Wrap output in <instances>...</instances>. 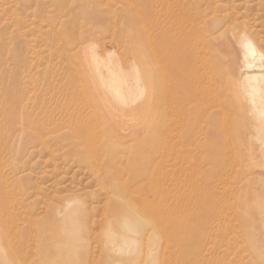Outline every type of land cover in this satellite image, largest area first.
Here are the masks:
<instances>
[{
    "label": "rangeland",
    "instance_id": "374dc122",
    "mask_svg": "<svg viewBox=\"0 0 264 264\" xmlns=\"http://www.w3.org/2000/svg\"><path fill=\"white\" fill-rule=\"evenodd\" d=\"M212 1L215 11L205 16L211 37L225 38L228 28H238L264 54V0ZM167 5L0 0V264H264V146L256 140V134L264 140V131L253 124L250 107H169L174 161L165 168L155 157V107L138 116L112 114L93 96L87 66L94 49L101 63L109 50L127 74L138 70L144 94L137 93L126 110L147 99L154 39L169 32ZM106 43L108 50L101 47ZM257 106L264 111V104ZM129 176L139 181L136 187ZM171 178L179 185L173 187ZM123 207L134 218L144 214L132 255L116 254L106 243L109 229L120 232Z\"/></svg>",
    "mask_w": 264,
    "mask_h": 264
},
{
    "label": "bare ground",
    "instance_id": "6f19581e",
    "mask_svg": "<svg viewBox=\"0 0 264 264\" xmlns=\"http://www.w3.org/2000/svg\"><path fill=\"white\" fill-rule=\"evenodd\" d=\"M167 1H168V5L166 7L165 15L168 17L167 23H169V25H170L169 27H167L169 29V32L163 33L159 37L158 40L154 39V45H153V48L150 52V55L152 56V60L154 63L153 80L151 81V84H150V88H149L150 91L148 93L147 99L145 101H143L142 103H140L138 106H136L138 108L126 110V107H132V106H128V105H130L133 97L136 96L137 93L140 94V97H142L144 94L143 84H142L141 78L139 76L138 70L134 69V73L132 75L127 74L125 71L126 67L124 66V64H122V63L119 64V62H117L112 57H110L111 51L109 52V50H108L110 48V45H107V43H109V41L106 43V45L101 44L102 48H105L106 50H108V53H107L108 56H107L106 60L105 59L102 60V63H105L103 65L105 74H103V71L98 70V64H100L101 61H98L95 59V56H94L95 52L93 51L94 49L93 50L91 49L92 50V52H91L92 56L89 55V57L92 59L91 60L89 58L91 60V63L89 65L87 64L88 65L87 66V74L90 78V82H91V84L94 88V91H95V94L93 96L96 100H98L99 107H108L106 110L111 111L112 114L115 111L116 112L118 111L119 113H122V114H125L126 112L129 111V113L133 116H138V114H142L145 111L146 107H152V108L155 107V114H154L155 129H156L155 130L156 131L155 157H156L157 162H158L157 164H159L165 168L168 166L173 167V164H171V162H172V160L174 161V159L172 158L173 153L169 147V140H168L169 138H171V133H172L171 126H172V123L174 120V119L173 120L171 119L172 114H171V109L169 107H214V106H216V107H247V108L250 107V109L252 110V114H250V115H252V117H254V120L257 122V123H255V121L253 120L254 121L253 124L257 125V127H259L258 128L259 130L263 129V131H264V115H263L264 111H260L259 108H256V107H258L257 106L258 104H264V54L256 47L254 42L251 40L252 37H250V35L246 31L238 30V28H234V29L228 28L227 29L228 34L226 35V37H225V34L223 35L225 38H220L221 37L220 35L219 36L216 35V37H211V35H213L215 32H214V29L211 28V26L207 25V21L205 20V16L207 15V13L212 14L215 11V7H212V4H213L212 0H167ZM190 1H191V4H190L191 6L189 5ZM144 11L145 10H142L143 14H145ZM217 11H218V8H217ZM153 13L155 15H157V13H155V12H153ZM153 13H152V15H154ZM128 15H131V14H128ZM145 15H144V17H145ZM223 33H225V32H223ZM57 37H59V36H57ZM62 40L67 41L65 36L62 37ZM146 42H147V39H146ZM152 42H151V44H153ZM62 43H64V42H62ZM100 43H101V41H100ZM78 44H79V42H78ZM110 44H112L111 41H110ZM150 47H152V46H150ZM118 48H120V47H118ZM66 50H69V49H66ZM66 50H63V51H66ZM69 51H71V50H69ZM86 51L88 52V50H86ZM121 53H122V51H121ZM77 55H78V53H77ZM68 56H70V55H68ZM225 56H226V58H225ZM74 58H77V57H74ZM122 61H123V59H122ZM74 62H76V61H74ZM102 63L100 65H102ZM134 65L136 66V63H134ZM76 69L78 71V68H76ZM204 71L207 72V75H205V76H203ZM83 72H82V74H83ZM79 86L81 87V85H79ZM204 88L206 89V92H204L205 95L203 97L201 92L204 90ZM220 88L223 89V96L225 98L224 101L221 100L223 97L221 98V96H220V94H221L220 90H219ZM79 92L82 93V91H79ZM73 93H74V91H73ZM137 97L138 96H136V98ZM80 102H82V101H80ZM70 107H73V106L71 105ZM165 107H167V108H165ZM248 111H249V109H248ZM65 113H67V111ZM46 114L48 115V113H46ZM68 114H69V112H68ZM261 114H262V116H261ZM27 116L30 117V114ZM99 116H97V117L99 118ZM87 118H88V116H87ZM40 119H41V117H40ZM50 119H51V117H50ZM38 122H37V124H38ZM129 122H131V121H129ZM28 123H31V121ZM179 123H180V121H179ZM258 123H260L261 126H258L259 125ZM26 125H29V124H26ZM38 126H40V125H37V127H36L37 129H38ZM76 127H77V125H76ZM140 127H142V126H140ZM46 128H47V126H46ZM136 128H138V127H136ZM31 129H32V127H31ZM75 129L77 131V128H75ZM34 130H36V129H34ZM47 132H50V131H47ZM78 136L80 137V135H78ZM256 136H258V138L256 137V140L262 141L260 143H262L264 146V140H261L259 135L256 134ZM37 139H39V141L43 144L42 135L38 136ZM58 139H59V137H58ZM97 140H98V138H97ZM57 141H55V142H57ZM44 143L46 144L47 142H44ZM5 144H6V142H5ZM92 146H93V144H92ZM260 147H261V145H260ZM4 149L5 148H3V150ZM172 150H173V148H172ZM87 151H88V149L86 150V153H87ZM152 151H154V150H152ZM262 151L264 152L263 149H262ZM94 154H96V153H94ZM102 154L104 155V152H102ZM85 156H86V154H85ZM100 156H102V155H100ZM90 157H92V155ZM112 157L114 158L113 155H112ZM176 157H179V156H176ZM182 157L184 158L183 155L181 156V158ZM115 158L117 159L116 156H115ZM116 159L114 161H116ZM118 159L120 161L119 157H118ZM100 160H101V157H100ZM126 161H128V160H125V162ZM92 162H91V164H92ZM96 163L99 164L98 161ZM121 163H124V162H121ZM159 165H157V168ZM98 166H100V165H97L96 167H98ZM120 166H123V165L121 164ZM116 167H118V166H116ZM157 168H155V170ZM165 168H163V169H165ZM177 169L178 168H176V171L179 170V169L178 170ZM112 170H114V169H112ZM167 170H164V171H167ZM182 170L183 169L181 168V170H179V171H182ZM151 171H153V170H151ZM159 171H161V170H159ZM171 171H172V169H171ZM156 172H158V170ZM95 173H96L98 178H102L103 174H104V173L98 174L99 173L98 171H95ZM113 173H116V171ZM129 173L133 174V172L131 173L130 171H129ZM169 173L168 174L170 176L171 172L169 171ZM176 173L174 175H176ZM183 173H185V172H183ZM183 173H182V175H183ZM136 174H138V173H136ZM185 175H186V173H185ZM119 176L121 177V175H119ZM119 176L116 178L119 179ZM132 176H135V175H132ZM138 176H139V174H138ZM110 177L112 178V176H110ZM129 177H128V181H130V179H131L130 182H132V183L136 181V177H134V178H131V177L129 178ZM162 177H164V176H162ZM175 177L176 176H174V178ZM174 178L173 179L171 178L172 182H173ZM125 179H127V178H125ZM113 180H115V179L113 178ZM152 180H154V179H152ZM158 180H160V179H158ZM128 181H125V182L121 181V182L124 185V184H126V182L129 184L130 182H128ZM157 181H156V184H157ZM137 182H139V181H137ZM137 182L133 183V185L137 184ZM142 182H144V181H142ZM128 184H127V186H128ZM139 184H141V183H139ZM173 184H174V182H173ZM182 184H183V182H181V185ZM141 185H143V184H141ZM158 185H159V183H158ZM175 185H176V182L172 186L174 187ZM177 185H179V183ZM102 186H104L103 183H102ZM160 187H161V185H160ZM127 188L128 189H126V190L129 191V188H131V187L128 186ZM151 188H154V187H151ZM120 189H122V188H120ZM156 189H157V187H156ZM143 190H145V187H143ZM176 190H174V191H176ZM163 191L164 190L162 189V193H163ZM169 191H171V190H169ZM122 192H124V191H122ZM147 192L150 194L149 188H148ZM171 192H173V191H171ZM148 193H145L146 196ZM139 194L140 193H137L138 196H139ZM142 194H143V191H142ZM152 194L153 193L150 194L151 197L153 196ZM163 194H165V193H163ZM124 196H123V198H124ZM128 198H130V197H128ZM145 199H146V197H145ZM184 199H185V197H184ZM142 200H141V203L143 202ZM146 201L147 200H145V204H146ZM185 201H186V199H185ZM154 202H158V201H154ZM161 202L164 203V200L162 199ZM172 202H174V201H172ZM172 202L170 204H172ZM141 203H140V205H141ZM166 205H168V203ZM173 205H175V204H173ZM157 206L159 207L160 205H157ZM157 206L155 204V207H157ZM177 206H178V204H177ZM125 207H123L124 213H120V221H119L120 232H117L116 230H113V229H109L107 234H106V243H107V245H109V247H111L110 250L116 254L132 255L138 251L137 236L141 233V228H140V224L138 223V219L143 220L144 214L141 212V214H139L138 216L136 215L137 217L134 218L126 212ZM132 207H134V206H132ZM162 207H164V206L162 205ZM188 207L189 206H187V208ZM0 208L3 209V206L0 205ZM148 208H146L147 211H148ZM180 208L178 210H180ZM127 209H128V207H127ZM167 209L168 208H166V210ZM159 210H162V208L161 209L159 208ZM164 212L165 211H163V213ZM1 214L3 216V213L0 211V221L3 218V217L1 218ZM153 214H154V216L157 215L155 213H153ZM149 216H153V215H149ZM154 216H153V218L156 219L157 216L156 217H154ZM161 216H163V215H161ZM155 219H153V220H155ZM158 223H160V222H158ZM162 225H163V223H162ZM159 226H161V225H159ZM170 226H172V225H170ZM167 231H169V230H167ZM142 235H143V231H142ZM2 249H3V247H1V250ZM24 250H25V248H24ZM51 263H52V261H51ZM114 264H118V262H114Z\"/></svg>",
    "mask_w": 264,
    "mask_h": 264
}]
</instances>
